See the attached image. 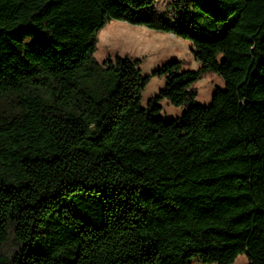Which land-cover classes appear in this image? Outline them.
I'll use <instances>...</instances> for the list:
<instances>
[{
  "label": "trees",
  "instance_id": "trees-1",
  "mask_svg": "<svg viewBox=\"0 0 264 264\" xmlns=\"http://www.w3.org/2000/svg\"><path fill=\"white\" fill-rule=\"evenodd\" d=\"M0 0V264H264V0ZM112 21L193 43L142 97ZM223 77L208 106L195 88ZM187 108L165 121L160 102Z\"/></svg>",
  "mask_w": 264,
  "mask_h": 264
},
{
  "label": "rangeland",
  "instance_id": "rangeland-1",
  "mask_svg": "<svg viewBox=\"0 0 264 264\" xmlns=\"http://www.w3.org/2000/svg\"><path fill=\"white\" fill-rule=\"evenodd\" d=\"M176 1L160 0L143 14H154L158 18H165L174 23L175 19L182 14L174 6ZM98 41L96 59L99 63H103L109 57L116 59L118 56L141 61L143 76L151 78L142 97L144 108H147L150 100L157 97L166 87L165 77L154 76V73L164 65L180 61L183 63L184 71H197L201 68L191 41L146 27L112 21L100 33ZM195 88L199 93L197 104L208 106L212 103L218 89H226V82L220 75L206 74L197 82ZM160 106L162 107L160 117L167 122L182 119L187 111V108L175 107L168 99L162 100ZM194 264L204 263L195 261ZM234 264H249V261L246 255H241Z\"/></svg>",
  "mask_w": 264,
  "mask_h": 264
}]
</instances>
